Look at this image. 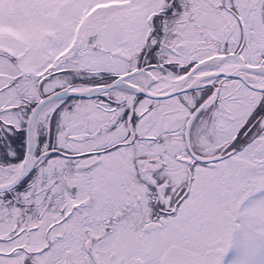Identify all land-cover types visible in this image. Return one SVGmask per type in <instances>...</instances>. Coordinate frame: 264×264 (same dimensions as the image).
<instances>
[{"label":"snow or ice","instance_id":"snow-or-ice-1","mask_svg":"<svg viewBox=\"0 0 264 264\" xmlns=\"http://www.w3.org/2000/svg\"><path fill=\"white\" fill-rule=\"evenodd\" d=\"M264 212V0H0V264H222Z\"/></svg>","mask_w":264,"mask_h":264},{"label":"clouds","instance_id":"clouds-1","mask_svg":"<svg viewBox=\"0 0 264 264\" xmlns=\"http://www.w3.org/2000/svg\"><path fill=\"white\" fill-rule=\"evenodd\" d=\"M217 248L222 264H264V212L231 210L223 217Z\"/></svg>","mask_w":264,"mask_h":264},{"label":"flooded vegetation","instance_id":"flooded-vegetation-1","mask_svg":"<svg viewBox=\"0 0 264 264\" xmlns=\"http://www.w3.org/2000/svg\"><path fill=\"white\" fill-rule=\"evenodd\" d=\"M235 210V209H234ZM236 211V210H235ZM246 211V209H244V210H240V211H237V212H245ZM222 221H223V218L221 219V223H220V226H219V228H218V232H219V230H220V228H221V226H222ZM225 264H227V260H225Z\"/></svg>","mask_w":264,"mask_h":264},{"label":"rangeland","instance_id":"rangeland-1","mask_svg":"<svg viewBox=\"0 0 264 264\" xmlns=\"http://www.w3.org/2000/svg\"><path fill=\"white\" fill-rule=\"evenodd\" d=\"M231 255H232V253H229V255H228V258H229V259L231 258Z\"/></svg>","mask_w":264,"mask_h":264}]
</instances>
